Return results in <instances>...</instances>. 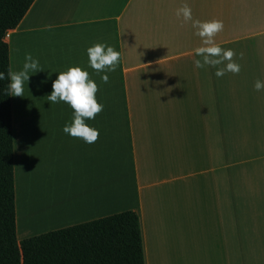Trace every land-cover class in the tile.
I'll return each mask as SVG.
<instances>
[{"label":"crops","instance_id":"crops-1","mask_svg":"<svg viewBox=\"0 0 264 264\" xmlns=\"http://www.w3.org/2000/svg\"><path fill=\"white\" fill-rule=\"evenodd\" d=\"M185 5L191 20L177 15ZM193 20L223 23L213 41L238 73L215 75L227 61L195 67L204 45ZM5 41L11 70L26 53L41 68L11 96L16 220L22 202L33 210L30 188L53 189L60 172L81 198L62 224L40 189L44 222H59L50 231L132 211L145 264H264V0H35ZM101 43L120 53L114 72L88 66L86 49ZM75 66L103 105L85 119L99 133L91 144L62 131L69 105L47 101Z\"/></svg>","mask_w":264,"mask_h":264},{"label":"trees","instance_id":"trees-1","mask_svg":"<svg viewBox=\"0 0 264 264\" xmlns=\"http://www.w3.org/2000/svg\"><path fill=\"white\" fill-rule=\"evenodd\" d=\"M35 0H0V71L10 69L6 36ZM0 81V264H145L139 218L125 211L49 231L16 235L12 98Z\"/></svg>","mask_w":264,"mask_h":264},{"label":"clouds","instance_id":"clouds-1","mask_svg":"<svg viewBox=\"0 0 264 264\" xmlns=\"http://www.w3.org/2000/svg\"><path fill=\"white\" fill-rule=\"evenodd\" d=\"M177 15H182L187 20L192 19L191 9L185 5L178 9ZM195 35L202 38L204 46L194 50L195 56L200 59L194 60L196 68L205 66L216 67L227 61L225 67L217 68L215 75L222 77L225 72L238 73L240 66L232 62L234 55L231 49H223L213 41L214 35L223 29L221 21L200 22L193 20ZM88 66L97 73L114 72L120 61V53L113 47L105 44H95L86 49ZM41 71L39 61L31 53H26L24 62L19 70L9 69L7 73L0 71V81L7 79L4 90L6 95L24 96L25 84L30 75ZM104 83L108 82L107 74L101 76ZM257 91L264 89V83H255ZM98 91L97 84L89 78V73L81 67H69L66 71L57 73L56 79L52 82V91L47 95V101L53 104L64 102L73 110L71 123H66L62 131L71 137L81 138L85 143H94L98 138V130L88 126L85 119H94L96 114L103 110V105L98 103L95 94Z\"/></svg>","mask_w":264,"mask_h":264},{"label":"rangeland","instance_id":"rangeland-1","mask_svg":"<svg viewBox=\"0 0 264 264\" xmlns=\"http://www.w3.org/2000/svg\"><path fill=\"white\" fill-rule=\"evenodd\" d=\"M50 115H54V113H52ZM51 164H48L49 167L51 166ZM58 173L61 174L60 172H58ZM59 174H55V175L49 174V178L50 179L54 178L55 180H57V182L54 183L55 187L53 189H49V191H47V189L45 190L44 187H40L39 188V186L34 187L33 190L30 188V191H32V193L35 195L34 196V201L31 202V206H32L33 210L30 211V209L27 208L26 202H22V205L21 204L18 205L17 220H16V235H17L18 242H20V241H22L24 239H27V238H31L33 236H37V235L43 234V233H41L42 231H50V229L53 227V225L55 226L56 224L59 223V222H55V224L52 225L49 222H47V223L44 222L45 226L49 225V227H45V228H43V226H44L43 224L44 223L40 224V226H37V223H35V218H37L38 214L41 213V216L47 217L45 212H44V210H43V206H42L41 202H40L41 206H39V207H37V203H35L37 201L38 193H41V192H39V191H41L40 189H44L45 190L44 193L47 194L49 198H54L55 201H54L53 207H50V208L57 210V213L60 212V210H66L68 212V210H67L68 209L67 208L68 205H70V207H71L72 203H75V201L77 199L81 198V196H78L77 191L73 192L70 187L64 186L65 183L62 180H58V178H57L58 176H61V177L65 178V176L63 174H61V175H59ZM69 180L75 182V187L77 189L76 181L72 180V179H69ZM57 189H61L60 191H63V192H61V195H62L63 199H65L67 204H65V203L61 204L60 203L61 200H62L61 197L60 196H55L56 195L55 191H57ZM36 190H38L37 193H34ZM30 191H28V193ZM27 197H28V194H27ZM56 201H59V202L57 203ZM27 204H28V201H27ZM20 205L22 207H20ZM59 205H63V207L58 208ZM36 207H37V209H35ZM24 210H25V213L23 212ZM67 212H66V214H62L60 212L61 215H63V216L66 215L65 216V222H62V219H60L62 224L70 223L69 221L71 219L68 216ZM22 216L23 217L25 216L27 218V219H25V217H24V220H25L24 222H22ZM61 222H60V224H61ZM38 227H42L43 229L36 230V229H39Z\"/></svg>","mask_w":264,"mask_h":264},{"label":"bare ground","instance_id":"bare-ground-1","mask_svg":"<svg viewBox=\"0 0 264 264\" xmlns=\"http://www.w3.org/2000/svg\"><path fill=\"white\" fill-rule=\"evenodd\" d=\"M24 213H25V210L23 211ZM23 213V214H24ZM40 213V212H39ZM22 214V215H23ZM29 215V214H28ZM25 217V216H24ZM24 217L22 216V219H23V221H25L24 220ZM25 219H27L26 217H25ZM44 220H45V217L44 216H41V213L40 214H38V216H37V218H35V223H37V226H40V224H42L43 222H44Z\"/></svg>","mask_w":264,"mask_h":264}]
</instances>
